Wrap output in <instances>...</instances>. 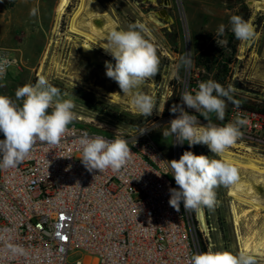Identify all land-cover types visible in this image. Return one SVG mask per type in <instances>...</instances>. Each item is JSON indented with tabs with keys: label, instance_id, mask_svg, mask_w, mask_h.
Returning a JSON list of instances; mask_svg holds the SVG:
<instances>
[{
	"label": "rangeland",
	"instance_id": "rangeland-1",
	"mask_svg": "<svg viewBox=\"0 0 264 264\" xmlns=\"http://www.w3.org/2000/svg\"><path fill=\"white\" fill-rule=\"evenodd\" d=\"M57 1L0 0V47L11 51L18 60L17 66L0 82L5 85L0 87V94L15 99L17 88L26 84L35 85L38 78L44 76L52 86L59 88L62 94L68 93L65 99H73V111L77 113V119L73 123H84L96 132L123 133L149 139L172 160L173 137L164 138L162 131L178 115L170 109L174 104L182 103V92L191 91L197 88L199 82L211 79V75L208 76L204 70L195 66L193 50L196 37L211 33L214 35V45L216 40H226V44L221 46L225 57L229 56L227 40L231 39V44L235 46L234 61L228 65V85L235 89L232 97H236L247 107H264V12L251 6L256 0H170L168 7L162 6V0H99L101 7L108 9L114 16L117 13V29H126L128 24L140 21L152 30L151 39L157 47L160 60L159 72L134 90L148 94L154 99L156 109L150 117L139 114L131 105V95L122 93L118 84L106 76L105 62L114 64L113 58L102 54L100 48L93 44H90L92 54L85 53L79 47L81 37L72 34L60 36V31L67 30L68 16L78 0H71L65 10V16L62 15L58 20L55 14ZM33 8L37 9L35 16L30 15ZM163 9L166 14H162ZM232 15L242 16L253 26L255 35L250 42H243L235 37L229 23ZM63 16L64 19L58 26ZM148 16H152L162 26H157ZM221 24L225 25L223 37L217 36ZM47 27H50L49 32H46ZM67 36L75 40L76 44L68 41ZM182 57L187 58L189 62L184 63ZM56 63L59 66L58 72L54 68ZM185 110L193 114L186 106ZM195 115L201 124L207 123L199 113ZM211 120L217 125L224 121L218 120L215 114H211ZM141 129L147 130L140 134ZM0 139H4L2 133ZM251 146L257 156L264 157V151L260 150L258 141H254ZM229 149L237 152L231 147ZM184 151L182 149V152ZM193 153L219 158L213 156L203 144L194 145ZM231 187L232 185L217 187L214 207L203 206L212 230L208 237L205 233H202L201 237L208 249L209 245H212L210 250L214 252L229 251L238 254L241 252L242 241L237 236H241L243 240L248 239L252 244L264 238V218H258L255 222L251 216L256 211L250 209L251 216L248 215L240 222V235H237L234 216L230 211L231 206L237 205V202L229 196ZM256 192L259 200L264 203V190L256 189ZM258 212L263 213V209ZM248 255L255 258L256 264H264V258L255 254ZM85 257L83 252L75 251L68 254L67 261L83 262Z\"/></svg>",
	"mask_w": 264,
	"mask_h": 264
},
{
	"label": "built area",
	"instance_id": "built-area-1",
	"mask_svg": "<svg viewBox=\"0 0 264 264\" xmlns=\"http://www.w3.org/2000/svg\"><path fill=\"white\" fill-rule=\"evenodd\" d=\"M0 60L10 62L8 72L18 64L3 47ZM237 116L248 123L235 144L253 147L258 141L264 151V117L227 107L219 125ZM68 127L58 145L37 142L16 168L0 170V264H189L191 255L201 253L197 233L208 237L212 230L207 213L202 206L203 231L197 210H184L181 203L178 212L170 206L169 189L178 186L158 145L92 131L84 123ZM82 131L109 140L122 135L133 152L131 160L118 173L89 172L79 159ZM182 149L193 152L194 146L173 138L172 160L181 157ZM75 251L86 255L83 262L67 261Z\"/></svg>",
	"mask_w": 264,
	"mask_h": 264
},
{
	"label": "clouds",
	"instance_id": "clouds-1",
	"mask_svg": "<svg viewBox=\"0 0 264 264\" xmlns=\"http://www.w3.org/2000/svg\"><path fill=\"white\" fill-rule=\"evenodd\" d=\"M36 13L37 9L30 10L31 16ZM229 23L238 40L247 42L254 38L253 26L242 16L232 15ZM151 31L145 23L136 21L128 24L126 29L113 28L101 46L115 61L114 64L105 62L106 76L118 84L122 93L131 95V105L145 117H150L156 109L154 99L134 90L159 72L160 60L157 47L151 39ZM224 34L225 25L221 24L217 36L223 37ZM216 42L219 47L226 44L223 39ZM182 60L184 63L189 62L184 57ZM9 67V61L0 60V82L5 80ZM3 86L5 85L0 83V87ZM233 92L235 89L232 85L225 88L211 79L199 82L197 88L191 91L182 92V103L174 104L170 109L178 115L162 131L163 137L171 136L175 142H187L190 147L203 144L213 156L223 157L242 137L241 129L248 123L239 116L222 126L211 120V114H215L220 121L224 120L226 99L239 106V101L233 100ZM67 96L68 93L62 94L44 76H40L35 85L26 84L17 88L15 99L0 94V133L4 136V139H0V170L16 168L29 156L37 142L47 145H58L61 142L70 131L68 126L77 119V113L73 111L75 103L71 98H64ZM185 106L203 116L207 123L201 124L195 114L185 110ZM146 130L141 129L140 134ZM78 145L82 153L79 159L89 172L110 169L118 173L133 154L122 135L109 140L102 135L90 136L87 131H82ZM167 162L171 176L178 186V189H169V204L178 212L181 203L184 210L214 207L215 189L219 186H231L239 180L238 169L222 158L184 151L178 160ZM189 264H256V260L244 252L235 254L208 250L191 255Z\"/></svg>",
	"mask_w": 264,
	"mask_h": 264
},
{
	"label": "bare ground",
	"instance_id": "bare-ground-1",
	"mask_svg": "<svg viewBox=\"0 0 264 264\" xmlns=\"http://www.w3.org/2000/svg\"><path fill=\"white\" fill-rule=\"evenodd\" d=\"M150 1L154 2L155 0H150ZM70 2L71 0L57 1L55 7V14L57 20L62 15L65 14V10L70 5ZM251 6H255L256 10L264 12V0L253 1ZM91 8L94 10V12H96V14L99 12H103L102 10H100L99 0H78L75 8L72 10L69 16L67 32L69 34L82 38V41L79 43V47L83 49L85 53L92 54L93 50L91 49L90 44H93L96 47L100 48L102 54L109 57L110 55L107 54L104 51V49L101 47L103 43L106 42L105 39H103L100 34L103 29L96 28L91 22H87L88 23L87 30L83 28L84 26H83L82 17L83 15L89 13ZM105 14H103V16H105ZM149 18L157 26H162V24L157 22L155 19H153L152 16H150ZM66 39L71 43L76 44V41L70 38V36H67ZM46 54L47 52L45 51V55ZM54 68H56V71L58 72L59 66L57 65V63L55 64ZM40 71H41V67L39 68V72ZM231 147H233V150L236 149L237 152L232 151V149L231 150L228 149L224 153L223 157H219V158L231 162L238 169L239 180L235 184H233L232 187L230 188L229 196L234 198L235 201L237 202V205L235 204L231 206L230 211L234 216L233 222H234V227H236L237 230V235L238 234L240 235V233H238L239 230L238 227L240 226V222L244 218L246 219L248 215H250L251 213L250 209L256 211L255 213H252V216L250 215L252 219L255 220V222L256 220H258V218L259 219L261 218V220L264 218V203L259 200L256 192V189L264 190V157L257 156V154L254 153L250 147L244 146L243 144L240 145L234 144ZM238 150L243 152L239 154L240 151ZM240 205H243V207L240 208L241 207ZM260 209H263V213L258 212V210L260 211ZM196 215H197V219L199 220L200 229L205 231L207 228L204 222L202 208L197 210ZM237 237L239 240L242 241L240 244L241 252H244L245 254H255L259 257H262V259L264 258V238H262L259 242L252 244V242L250 243L248 239L243 240V238H240L241 236L240 237L237 236ZM250 238L251 237H249V239ZM254 238H252V241Z\"/></svg>",
	"mask_w": 264,
	"mask_h": 264
},
{
	"label": "trees",
	"instance_id": "trees-1",
	"mask_svg": "<svg viewBox=\"0 0 264 264\" xmlns=\"http://www.w3.org/2000/svg\"><path fill=\"white\" fill-rule=\"evenodd\" d=\"M214 35L211 33H203L196 37L193 42L194 50V63L197 68L205 71L209 76L211 75V80L220 83L223 87L227 88L228 80L230 79V69L228 65L234 61L235 46L231 44V39L227 40V50H229V56L225 57L224 53L216 43L214 45ZM215 94V93H214ZM234 101H238L236 97H233ZM226 105L228 108H242L250 111H254L264 117V107H247L241 104L239 101V106L237 107L232 101L226 99ZM51 112V109H49ZM199 239L200 250L206 252V246L203 241H201L200 234L197 233Z\"/></svg>",
	"mask_w": 264,
	"mask_h": 264
},
{
	"label": "crops",
	"instance_id": "crops-1",
	"mask_svg": "<svg viewBox=\"0 0 264 264\" xmlns=\"http://www.w3.org/2000/svg\"><path fill=\"white\" fill-rule=\"evenodd\" d=\"M99 7H100V10H102L104 13L103 12H99V13L96 14V12H94V10L91 8L89 13L83 15V17H82L83 26H84L83 28L87 30L88 29L87 28L88 27V23L87 22H91L96 28L103 29L100 34H101V37L103 39H106V37L109 34V32L113 28H117L118 23H117V21L115 19V16L117 17V13L114 16L113 13H111L108 9H105V8L101 7L100 5H99ZM70 14H69V16H70ZM103 14H105L106 16H103ZM64 16L62 17L61 21L58 22V26H59V24H61L62 20L64 19ZM69 16H68V19H69ZM86 18H88V19H86ZM120 22L122 23V21H120ZM109 23H110V25H109ZM104 27H105V29H104ZM66 29H67V27H66ZM120 29H122V27ZM49 31H50V27H47L46 32H49ZM59 34H60V36L70 35V34L67 33V30L65 32H61L60 31Z\"/></svg>",
	"mask_w": 264,
	"mask_h": 264
},
{
	"label": "water",
	"instance_id": "water-1",
	"mask_svg": "<svg viewBox=\"0 0 264 264\" xmlns=\"http://www.w3.org/2000/svg\"><path fill=\"white\" fill-rule=\"evenodd\" d=\"M145 1H150V0H145ZM169 5H170V0H162V6L163 7H168ZM161 12H162V14H166V10H164V9ZM164 19H166V17H164Z\"/></svg>",
	"mask_w": 264,
	"mask_h": 264
}]
</instances>
